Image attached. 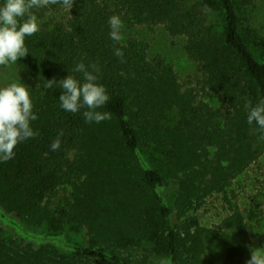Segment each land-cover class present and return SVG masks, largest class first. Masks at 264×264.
I'll list each match as a JSON object with an SVG mask.
<instances>
[{
	"label": "trees",
	"instance_id": "trees-1",
	"mask_svg": "<svg viewBox=\"0 0 264 264\" xmlns=\"http://www.w3.org/2000/svg\"><path fill=\"white\" fill-rule=\"evenodd\" d=\"M254 1L74 0L70 11L32 9L39 31L26 37L29 53L16 67L31 83L37 135L0 163V264H247L255 248L232 186L264 145L246 120V106L264 99V22L251 18ZM112 15L182 37L197 83L186 85L133 34L112 41ZM81 61L100 68L110 99L99 111L110 120L85 123L84 109L60 108L58 86L45 89L69 73L79 78L72 69ZM217 195L228 214L209 228L197 212ZM223 231L238 239L217 260L210 250Z\"/></svg>",
	"mask_w": 264,
	"mask_h": 264
},
{
	"label": "clouds",
	"instance_id": "clouds-1",
	"mask_svg": "<svg viewBox=\"0 0 264 264\" xmlns=\"http://www.w3.org/2000/svg\"><path fill=\"white\" fill-rule=\"evenodd\" d=\"M57 3L70 11L74 0H0V67L8 68L29 53L26 37L39 31L38 17L32 9H46L50 4ZM108 25L109 38L114 42L121 41L124 28L121 18L118 15L110 16ZM113 54L123 62L124 52L120 47H115ZM72 71L80 74L79 78L69 73L58 82L55 79L45 81V89L58 86L62 90L58 99L60 108L73 114L84 109L82 115L85 123L99 124L110 120V112L99 111L110 99L105 86L99 83V66L86 65L81 61L75 64ZM30 88L15 80L0 86V163L14 157L17 144L37 135L32 122L38 116L33 111ZM246 107L247 123L250 126L255 124L259 139L264 140V99ZM61 136L62 133L58 134L51 142V151L60 149ZM247 264H264V251H252Z\"/></svg>",
	"mask_w": 264,
	"mask_h": 264
},
{
	"label": "rangeland",
	"instance_id": "rangeland-1",
	"mask_svg": "<svg viewBox=\"0 0 264 264\" xmlns=\"http://www.w3.org/2000/svg\"><path fill=\"white\" fill-rule=\"evenodd\" d=\"M249 10L252 20L259 26L263 25L264 0H255ZM123 24V36L133 34L149 46L151 55L164 56L173 64L181 80L186 85L197 83L200 78L198 66L187 54L185 40L182 37L171 36L161 26L148 29L138 26L130 27L125 22ZM12 80L21 81L27 86L31 85L30 81L26 80L19 72L16 64L8 68L0 67V86L6 85ZM208 100L217 106L220 104L222 97L211 95ZM172 115L174 116V113ZM261 151V158L258 164L249 168L232 186V189L237 193V202L244 212L248 225V234L254 243L255 251H264V145L261 147ZM175 190L176 186L174 184L167 185L165 189V195L169 203H172ZM227 214L228 208L221 195L208 199L206 205L197 212L202 224L209 228H214L220 224ZM4 228L7 234L16 233L8 225H4ZM237 239L235 232L223 231V234L219 235L218 240L211 248L210 255L217 260H221L224 250Z\"/></svg>",
	"mask_w": 264,
	"mask_h": 264
}]
</instances>
